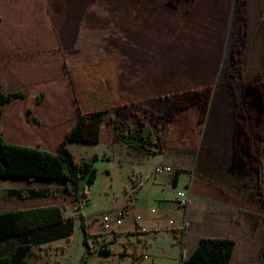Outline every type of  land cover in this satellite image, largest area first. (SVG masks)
I'll use <instances>...</instances> for the list:
<instances>
[{
    "label": "rangeland",
    "instance_id": "obj_1",
    "mask_svg": "<svg viewBox=\"0 0 264 264\" xmlns=\"http://www.w3.org/2000/svg\"><path fill=\"white\" fill-rule=\"evenodd\" d=\"M246 5L247 0H47L50 19L61 38L72 43L90 40L93 50L105 48L106 63L117 82L120 80L119 103L111 114L122 122L132 120L137 125L146 122L157 129L167 128L169 136L162 146L166 163L160 165L173 168L170 162L175 153L201 151L200 132L212 121H217L221 138L231 136L229 149L233 157L250 155L264 146V95L259 79L264 71V25L259 12H247ZM209 141L212 139L202 145L204 151L210 147ZM179 145L185 151L178 152ZM69 148L78 160L100 155L94 163L96 181L82 207L75 206L63 186L47 184L50 181L31 182L30 186L47 184L51 192V196L38 201L9 195L8 186L21 182V190H27L28 180L0 178V211L56 203L74 221L72 236L34 246L27 259L33 264H134L135 248L152 240L157 232L161 237L136 252L144 255L149 248L155 254L164 249L173 255L174 234L165 230L180 231V224L148 226L154 230L150 233L142 222L133 228L142 234L123 243L122 254L96 253L85 262L82 215L86 223H97L100 219L96 216L117 208L127 210L142 180L146 181L138 190L140 202L148 201L150 208H160L159 200L164 194L161 177L156 184L150 177L151 168L164 157L150 156L135 165L127 163L115 146L71 142ZM156 168L154 173L160 174ZM242 182L249 183L247 177ZM165 188L168 190L166 185ZM186 191L179 196L185 195L181 196L185 199ZM177 202L181 206L179 198ZM125 221L124 218L122 225ZM93 240L101 242L92 235L90 241ZM20 244L17 237L0 241V257L10 256Z\"/></svg>",
    "mask_w": 264,
    "mask_h": 264
},
{
    "label": "crops",
    "instance_id": "obj_2",
    "mask_svg": "<svg viewBox=\"0 0 264 264\" xmlns=\"http://www.w3.org/2000/svg\"><path fill=\"white\" fill-rule=\"evenodd\" d=\"M246 11L259 12L258 17L264 25V0H247ZM59 32L50 19L47 0H0V84L6 93L26 94L25 98L6 104L4 115L0 118V135L11 144L56 150L80 118L72 72H76L78 86L83 87V72L107 62L104 47L93 50L90 40L72 43L70 39L61 38ZM42 93L44 99L39 104L37 97ZM216 124L217 121H212L209 128L205 124L200 132L201 151L196 149L194 154L191 149L188 154L175 153L170 163L180 170L177 184L170 180L167 172L154 173L156 166L166 163L164 148L161 149L158 155L164 159L151 168L150 177L155 184L161 177L164 194L159 200L160 208H150L148 201L140 202L141 188L135 192L127 207V218L125 215L122 227L115 226L109 231L104 230L100 222H88L93 237L101 243H109L108 248L113 250L111 254L120 255L123 243L132 242V236L142 234L134 230L142 222L147 230L148 226H167L172 222L180 224V231L177 228L165 230L174 234L171 243L174 246L173 255L164 249L155 254L149 248L144 255L136 252V249L143 250V246L148 247L152 240L161 237V232H157L152 240H145L139 248H135L133 254L139 258L135 259L132 254L134 264H166L168 256L169 264H181L193 252L199 238L216 236L234 238L235 246L229 264H264V146L254 153L251 151L250 155L236 154L233 157L229 149L231 136L221 138ZM209 138L212 139L210 147L204 151L202 145ZM103 145L117 147V152L129 164L141 165L151 156L121 140ZM179 150L185 151V148L179 145ZM216 175L218 179H215ZM243 177H247L248 184L242 182ZM47 184L59 186L51 181ZM190 184L193 191L189 203L184 206L186 198L178 196L180 206L177 193L189 191ZM45 185L38 184L28 189L48 190ZM21 187L20 182L7 188L10 191ZM245 187L248 189L242 190ZM45 198L32 199L42 201ZM50 205L58 206L56 203H38L33 207ZM19 209L23 207L5 211ZM129 213L131 216H128ZM124 238L128 239L124 241Z\"/></svg>",
    "mask_w": 264,
    "mask_h": 264
},
{
    "label": "trees",
    "instance_id": "obj_3",
    "mask_svg": "<svg viewBox=\"0 0 264 264\" xmlns=\"http://www.w3.org/2000/svg\"><path fill=\"white\" fill-rule=\"evenodd\" d=\"M108 63L83 72V87L78 86L76 72L73 71V82L76 98L80 108V118L60 141L56 150L11 144L0 135V178H24L29 182L35 180L51 181L63 186L72 196L75 206L82 207L88 197V190L95 183L98 171L94 163L100 155L78 160L69 148L70 142L103 143L111 145L117 140L126 143L136 150L147 154L158 155L166 143L169 133L167 128L157 129L153 124L141 122L137 125L132 120L122 122L111 114L118 104L119 93L115 74ZM264 95V71L259 75ZM25 92L6 93L0 84V118L9 102L25 98ZM44 99L39 94L37 102ZM31 113L32 110L30 109ZM39 122V120L34 117ZM180 170L177 169L173 181L177 184ZM146 180L138 185L141 189ZM193 187L190 184V195ZM10 196L19 199L44 198L51 192L41 188L14 189ZM186 206V205H185ZM81 227L85 236L86 247L83 259L88 261L96 253L109 255L113 253L105 243L90 241L91 226L82 215ZM74 231V221L65 216L62 208L56 205L19 209L0 212V241L19 238L20 247L10 256H1L0 264H33L27 255L34 246H41L62 238H69ZM235 246L232 237H201L193 252L181 261V264H229ZM122 254V253H121ZM125 255V253H123ZM135 259L139 256L133 254Z\"/></svg>",
    "mask_w": 264,
    "mask_h": 264
},
{
    "label": "built area",
    "instance_id": "obj_4",
    "mask_svg": "<svg viewBox=\"0 0 264 264\" xmlns=\"http://www.w3.org/2000/svg\"><path fill=\"white\" fill-rule=\"evenodd\" d=\"M156 170L159 173L167 172V174H169L170 176H175L176 171H177V169H175L171 166H167V165H159L156 168ZM189 191H190V189H189ZM189 191L188 190L186 191V206L188 205L189 199H190ZM83 203H84V200H83ZM125 215H126V209L125 208H121V209L117 208L111 212L101 214L98 218L100 219V223L102 224L104 230L110 231L115 226L120 227L122 225L121 222H123Z\"/></svg>",
    "mask_w": 264,
    "mask_h": 264
},
{
    "label": "bare ground",
    "instance_id": "obj_5",
    "mask_svg": "<svg viewBox=\"0 0 264 264\" xmlns=\"http://www.w3.org/2000/svg\"><path fill=\"white\" fill-rule=\"evenodd\" d=\"M178 196H179V195H178V193H177V200H178ZM180 196L184 197L185 195H180ZM179 202H180V198H179ZM183 203L186 205V200H184ZM184 204H183V205H184ZM185 205H184V206H185Z\"/></svg>",
    "mask_w": 264,
    "mask_h": 264
},
{
    "label": "flooded vegetation",
    "instance_id": "obj_6",
    "mask_svg": "<svg viewBox=\"0 0 264 264\" xmlns=\"http://www.w3.org/2000/svg\"><path fill=\"white\" fill-rule=\"evenodd\" d=\"M247 120L250 122V117L249 116L247 117Z\"/></svg>",
    "mask_w": 264,
    "mask_h": 264
}]
</instances>
